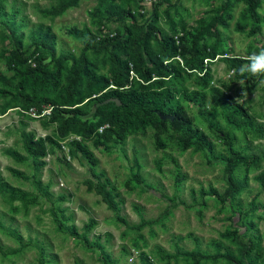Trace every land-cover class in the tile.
<instances>
[{
	"label": "rangeland",
	"instance_id": "1",
	"mask_svg": "<svg viewBox=\"0 0 264 264\" xmlns=\"http://www.w3.org/2000/svg\"><path fill=\"white\" fill-rule=\"evenodd\" d=\"M103 1L79 0L62 14L53 16L46 10L55 4L54 0H2L0 81L16 80L3 56L15 47L23 55L32 53L34 40L44 41L45 31L52 35L56 55L64 53L78 57L87 30L100 36L131 23L129 18L119 23L113 16V20L103 22L104 27L99 32L98 24L92 23L95 19L93 11ZM222 2L157 0L159 26L171 32L169 23L173 22L177 30L183 26L193 33L195 27L208 23L213 10H221ZM114 3L133 10L138 23L144 22L154 7L149 2H143V5L131 0H114ZM220 13L217 38L220 54L213 60H204L210 78L205 84H199L197 73H194L183 82L188 91L203 92L204 99H180V104L191 125L211 142L214 153L228 155L224 138L229 130L234 137L233 146L248 157L247 164H239L233 172L236 179L246 177L237 195L224 199L199 194L200 188L209 187L223 194L227 186L223 165L212 158L208 160L201 150H194L192 146L183 148L178 130L169 123L164 129L147 128L144 133H130L123 141L108 144V147L95 146L92 138L84 140L75 134L60 136L57 124L42 116L48 113L47 107L41 114L30 109L23 112L9 109L0 99V111H3L0 114V182L31 195L37 193L35 185L39 184L50 194L40 196L34 203L22 204L0 193V264H37L40 248H43L44 264H102L101 254L109 256L110 264H147V260L153 264H194L192 259L181 257L167 263L156 246L164 253H174L178 247L183 251L198 249L211 254L216 250L214 243L220 242V252L230 249L233 254H238L240 245L236 241L248 243L250 239L259 241L264 252V136L260 135L264 132V85L248 73H245V79L236 76L235 68H230L222 58L238 56L245 59L243 66L248 63L249 56L264 50V0H257L259 22L255 31H251L253 20L241 0H231V5ZM237 23L243 24L242 30L235 28ZM215 40L209 36L203 43L210 45ZM153 43L157 45L155 41ZM37 47L41 49L39 45ZM88 52L90 56L95 55L96 73L109 75L110 62L106 55ZM42 55V63L52 66L47 50L44 53L37 51L31 57V63ZM241 80L243 86L238 82ZM212 86L221 93L210 92ZM224 96L235 101L237 97L242 98L238 103L251 116L253 127L241 125L240 119L229 123L226 111L221 107ZM97 105V102L89 101L84 107L79 116L81 127L94 119ZM24 135L41 142L44 147L36 161L26 156L22 147ZM74 139L88 148L96 160L94 165L73 144ZM7 149L26 156V160L16 161L6 154ZM134 158L139 164L135 173L138 178L131 177ZM13 171L21 172L27 178L23 179ZM95 185H102L110 192L114 208L108 207ZM58 195H64L65 199L58 200ZM251 201L257 208L253 216L248 214L246 218L255 226L245 233L243 214ZM56 205L65 209V231L56 228L50 213V207ZM89 219L96 223L87 232L86 242L69 235V225L81 233L83 224ZM226 229L231 234L223 237ZM95 242L103 246L102 251ZM198 264L234 263L202 259Z\"/></svg>",
	"mask_w": 264,
	"mask_h": 264
},
{
	"label": "trees",
	"instance_id": "2",
	"mask_svg": "<svg viewBox=\"0 0 264 264\" xmlns=\"http://www.w3.org/2000/svg\"><path fill=\"white\" fill-rule=\"evenodd\" d=\"M1 1L0 12L2 11ZM54 1L55 4L50 6L46 13L56 16L62 14L68 7L76 5L79 0ZM131 1L134 4H143L144 0ZM241 1L245 5V11L253 20L251 31H255L259 22L256 13L257 0ZM156 2L157 0H151L150 5L154 4V7L151 9L149 17L144 22L138 23L133 10L114 3V0H104L93 11L95 19L92 23L98 24L99 32L104 27L103 22L113 20V16L119 23L125 18H129L131 23L122 28H116L113 33L100 36L87 30L84 46L78 57L64 53L56 55L51 43L52 35L48 31L43 32L44 41L34 40V50L28 55H23L15 47L3 58L7 68L13 71L16 80L14 82L0 81V99L9 109L23 112L32 109L37 114H41L47 107L48 113H43L42 116L57 124L60 136L75 134L84 140L92 138L95 146L105 145L108 147V144L114 145L123 141L130 133H144L147 128L164 129L165 125L169 123L178 130L183 148L192 146L194 150H201L208 160L214 159L223 165L227 184L223 194L218 193L213 187L200 188L199 194L201 196L213 195L224 199L234 198L245 184L246 177L236 179L233 177V172L239 164H247L248 157L242 155L241 151L233 146L234 137L229 130L225 133L224 138L228 155L214 153L211 142L202 131L191 125L190 118L185 116L180 104V99H200L201 101L204 99L203 92L188 91L183 86V82L186 78L194 76V73H197L196 79L199 84H205L206 80L210 78V70L205 66L204 60H213L216 55L220 54L217 50L218 24L221 23L222 15L220 12L231 5V0H223L220 6L221 10H213L208 23L198 25L193 29V33L183 26L177 30L176 24L173 22L169 23L171 32L162 30L159 26ZM139 8L143 11L140 5ZM242 27V23H237L235 28L242 30ZM209 36L215 37L216 40L213 44L207 45L203 43V40ZM154 41L156 46H154ZM38 45L41 49L37 47ZM39 50H42L43 53L45 50L49 52L53 62L52 66L42 63L43 55L38 59L35 58L31 63V57ZM88 50H92L95 54L106 55L110 62L109 75L96 73L95 55L90 56ZM222 58L230 68H235L236 76L240 75L244 79L246 78L245 74L239 73L245 59L227 55ZM68 61H71L69 66H67ZM91 86H95V88H91ZM209 91L220 92L213 86L209 88ZM89 101L98 103L94 119L90 120L85 127H81L79 116ZM221 107L223 111H226L229 123L233 124L236 119H240L243 122L241 125L253 127L251 116L232 97L224 96L221 100ZM2 112L1 110L0 114ZM160 114L170 115L172 119H161ZM99 128L101 130H98ZM260 135L264 136V132L261 131ZM73 144L80 148L91 164L96 163L85 145L76 139ZM22 147L26 156H30L34 161L44 150L41 142H35L27 135H24ZM5 152L16 161L24 162L26 160V156L12 149H7ZM138 169L139 164L134 158L132 178L133 176L138 178L135 175ZM13 172L23 179L27 178L21 172ZM260 177L258 178L261 179ZM94 188L106 200L108 207L114 208L110 192L106 191L102 185H95ZM35 189L37 193L31 195L0 182V193L6 194L10 200H19L22 204L34 203L40 196L48 197L50 195L39 184L35 185ZM57 197L60 201L65 199L64 195ZM256 208L257 206L251 201L249 209L243 214L245 216L242 220L244 221L243 226H246L245 233L255 226V223L247 220L246 217L248 214L253 216ZM50 209L56 228L59 231H65L63 215L65 209H61L58 205L51 206ZM95 223L94 219H89L87 223L83 224L81 233L76 227L69 225L68 233L75 239L86 242L87 232ZM142 225L143 223L139 225V228ZM0 229H2L1 224ZM230 234L231 231L226 229L222 236H230ZM236 243L240 245L238 254H233L230 249L220 252V242L214 243L216 250L211 254L203 253L198 249L183 251L178 247L174 253H164L159 246H156V250L159 254L163 253L162 258H165L167 263L170 259L176 261L181 257L192 259L194 264H198L202 259L211 261L223 259L234 264H264V252L259 241L254 242L250 239L248 243H242L237 240ZM95 245L101 251L103 250V246L99 243L95 242ZM99 259L102 264L111 262L107 255L101 254ZM44 263L43 248H40L37 264ZM146 263L153 264L149 260Z\"/></svg>",
	"mask_w": 264,
	"mask_h": 264
},
{
	"label": "clouds",
	"instance_id": "3",
	"mask_svg": "<svg viewBox=\"0 0 264 264\" xmlns=\"http://www.w3.org/2000/svg\"><path fill=\"white\" fill-rule=\"evenodd\" d=\"M239 73L244 75L245 73L250 74L252 77L259 78L260 84L264 85V50L259 53H253L248 57V63L241 66ZM243 86L244 81H238ZM246 95L245 91L242 93V97ZM242 98L237 97L235 102H240Z\"/></svg>",
	"mask_w": 264,
	"mask_h": 264
},
{
	"label": "water",
	"instance_id": "4",
	"mask_svg": "<svg viewBox=\"0 0 264 264\" xmlns=\"http://www.w3.org/2000/svg\"><path fill=\"white\" fill-rule=\"evenodd\" d=\"M112 100H114V99H112ZM117 103L119 104V101H118V100H117ZM160 118H161V119H167V118L172 119V116H170V115L160 114Z\"/></svg>",
	"mask_w": 264,
	"mask_h": 264
},
{
	"label": "built area",
	"instance_id": "5",
	"mask_svg": "<svg viewBox=\"0 0 264 264\" xmlns=\"http://www.w3.org/2000/svg\"><path fill=\"white\" fill-rule=\"evenodd\" d=\"M144 3H148L149 2V4L151 3V0H144L143 1ZM30 110H32V109H30ZM99 130H101V128H99Z\"/></svg>",
	"mask_w": 264,
	"mask_h": 264
}]
</instances>
